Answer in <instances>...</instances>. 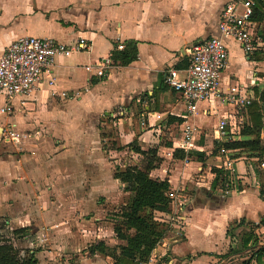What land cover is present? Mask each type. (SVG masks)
Returning <instances> with one entry per match:
<instances>
[{"label": "crops", "instance_id": "0c3cea01", "mask_svg": "<svg viewBox=\"0 0 264 264\" xmlns=\"http://www.w3.org/2000/svg\"><path fill=\"white\" fill-rule=\"evenodd\" d=\"M228 1L0 0V55L23 35L64 43L84 37L89 44L56 57L51 73L44 74L30 94L14 98L10 112L1 111L5 99L0 94V216L12 229H33L35 233L23 238L36 264H113L110 249L91 254L89 246L103 241L119 251L125 243L115 235L114 220L108 218L107 223L103 217L107 208L130 195L114 171L126 166V154L140 157L132 164H142L144 156L131 147L134 140L143 150L157 148L161 160L150 174L169 182L172 197L171 211L158 212L170 229L148 264H227L235 256L245 260L251 249L227 258L221 254L235 249L240 233L249 227L259 245L264 244V224H259L264 197L254 185L256 172L248 160H240L239 168L249 174V184L212 186L211 167L222 165L216 156L221 143L218 120L235 115L238 138L245 123H252L249 106L235 110L205 100L190 113L164 79L170 67L187 65L192 44L218 33ZM128 40L136 41L138 57L127 65L114 62L112 51ZM226 44L229 61L221 74L222 86L244 84L264 120V58L248 55L233 39L227 38ZM105 62L103 75L86 69L87 64ZM6 125L21 138L3 140ZM187 125L192 138L185 148ZM112 132L119 142L107 141ZM175 149L193 154L181 157ZM200 153L204 160L198 159ZM235 153L255 156L245 150ZM235 223L234 233H229Z\"/></svg>", "mask_w": 264, "mask_h": 264}, {"label": "built area", "instance_id": "2783aa9c", "mask_svg": "<svg viewBox=\"0 0 264 264\" xmlns=\"http://www.w3.org/2000/svg\"><path fill=\"white\" fill-rule=\"evenodd\" d=\"M258 0H229L225 3L218 22V33L192 44L188 63L183 68L170 67L165 73V82L173 87L185 102L190 113L198 110V104L205 100L218 101L232 106L235 110L247 108L253 98L246 94L244 84L222 86L221 74L229 61L226 39L239 43L241 48L252 55L256 50H264V20L253 19ZM89 47L84 37L71 43L60 42L50 37L23 35L12 41L0 55V94L5 99L1 111L10 112L12 101L20 95H28L44 74H50L55 58L68 56L74 51ZM122 48L123 44H119ZM107 63L87 64L88 71L97 75L105 74ZM235 115H222L217 124L218 137L222 141L233 140L238 131ZM1 138L16 141L20 132L6 125ZM192 138V128H184L182 146L187 148ZM221 159V167L228 170L242 185L249 184L248 173L239 168V161L248 160L249 168L256 172L254 185L261 191L264 182V158L259 155L242 157L232 148L219 146L216 154ZM264 197V192H263Z\"/></svg>", "mask_w": 264, "mask_h": 264}, {"label": "trees", "instance_id": "16d2710c", "mask_svg": "<svg viewBox=\"0 0 264 264\" xmlns=\"http://www.w3.org/2000/svg\"><path fill=\"white\" fill-rule=\"evenodd\" d=\"M253 19L258 22L264 20V0H258ZM252 55L257 59L264 58V50H256ZM137 57V43L134 40H128L122 49H115L111 53L114 62L122 65L131 63ZM263 96L264 91L261 94V97ZM249 113L252 123H245L241 130L242 135L231 141H222L219 146L232 148L236 152L245 150L249 154L264 158V138L261 137L264 120L261 119L262 113L257 101L253 100L249 105ZM131 147L144 156L143 165L128 164L123 168L118 166L114 171V177L122 183L123 190L130 193L118 213L114 215L116 219L113 224L116 237L124 240L125 243L119 245V251H117V247L108 248L103 241H98L89 246L91 254L106 253L110 249L113 264H148L152 252L170 229V223L157 215L158 212L171 211L170 184L166 179L154 178L150 174L151 170L157 167L161 160L157 148L150 147L148 150H143L137 145L136 140L132 142ZM178 151L179 149H175L174 154L181 157H185L187 154ZM192 154L193 152L190 151L187 155ZM204 156L203 153H200L198 159L204 160ZM211 170L215 174L212 186L215 187L220 181L224 189L230 188L231 183L234 182V177L228 170L217 166H212ZM260 192L263 195L264 188ZM236 223L231 229H228L229 233H234L237 227ZM241 224H243V220L239 222V225ZM259 224H264V217L261 218ZM28 228L18 227L13 232L18 233V235H26ZM239 236L238 246L221 254V258H227L233 253L251 249V255L244 260L243 264H251L252 261L256 264H264V244L259 245L254 228L249 227V229L243 230ZM36 263L37 258L30 249L22 253V250L16 247L11 239H0V264Z\"/></svg>", "mask_w": 264, "mask_h": 264}, {"label": "rangeland", "instance_id": "374dc122", "mask_svg": "<svg viewBox=\"0 0 264 264\" xmlns=\"http://www.w3.org/2000/svg\"><path fill=\"white\" fill-rule=\"evenodd\" d=\"M75 115H79V114H75ZM215 118H216V116H215ZM73 122H75V121H73ZM112 133H113L112 136L108 137L107 141H109V138H113L116 142H119L118 141L119 139L117 138V135L114 132H112ZM139 159H140V157L134 158V157H131V154H126V156L124 158H122V163H123V165H128V164H132L134 162H138ZM141 162H142V164H140V165H143V160ZM105 172H107V171H105ZM219 185H221L220 181H219ZM112 188L113 189L116 188V181L115 180L112 183ZM126 200L127 199L125 197L124 201H126ZM124 201L123 202L121 201L120 203L118 202L119 203L118 205H117V203H115L113 206H110L109 208H107V210L104 212V216L105 217H103V221L108 223L109 219L112 218L114 220L113 221V224H114L115 223V219H116L114 215H116L118 213V210H120L121 206L124 204ZM157 215L160 216L158 213H157ZM14 229H12L8 225V223L5 221L4 217L0 216V239H5V238L11 239L12 242L15 244V246L18 247L20 250H22V253H24L25 250H28V248L25 247L24 238H23L24 235H18V233L13 232ZM32 231H33L32 228H28L27 232L35 233V232H32ZM249 254L250 253H248L247 256H249ZM244 257H246V256H244ZM243 262H244L243 257L235 256L227 264H243Z\"/></svg>", "mask_w": 264, "mask_h": 264}]
</instances>
